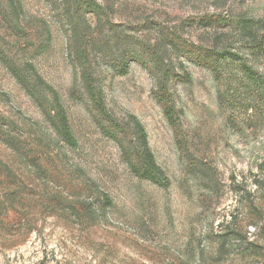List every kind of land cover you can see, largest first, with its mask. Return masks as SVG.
Returning <instances> with one entry per match:
<instances>
[{
	"label": "rangeland",
	"instance_id": "1",
	"mask_svg": "<svg viewBox=\"0 0 264 264\" xmlns=\"http://www.w3.org/2000/svg\"><path fill=\"white\" fill-rule=\"evenodd\" d=\"M263 32L264 0H0L1 55L33 63L77 139L57 136L0 57V264H264V112L219 103L224 80L182 52L230 47L264 73ZM85 68L129 141L142 123L166 188L100 131ZM165 69L176 128L154 96Z\"/></svg>",
	"mask_w": 264,
	"mask_h": 264
},
{
	"label": "trees",
	"instance_id": "2",
	"mask_svg": "<svg viewBox=\"0 0 264 264\" xmlns=\"http://www.w3.org/2000/svg\"><path fill=\"white\" fill-rule=\"evenodd\" d=\"M85 4H89L95 9H101L93 1H85ZM47 38L49 41L50 37ZM48 41L40 45L39 52L47 47ZM253 51L264 57V32L254 44ZM182 52L187 59L197 65L207 67L217 79L224 80V88L217 94L219 103L232 109L245 111L261 110L264 112V73L260 72L246 55L230 47L207 48L196 44H185ZM0 57L17 82L25 87L27 92L35 98L45 119L57 136L69 147H76L77 139L72 132L66 110L60 101L57 91L42 78L33 63L27 62L23 67H19L2 56L1 53ZM131 60L144 63V59L139 53H133ZM128 66V62L121 65L122 73L127 71ZM25 71L30 72L35 78L36 84L41 85L51 94L52 104L50 106H45L42 101L36 98ZM168 72V69H165V82L154 92V96L160 104L168 123L176 128L179 113L171 92L166 85ZM174 75L183 82L190 80L188 71L182 75ZM82 78L85 94L91 101L92 109L98 114V119L96 120L100 131L105 136L113 139L122 149L124 159L131 173L139 179L147 180L166 188L170 183L169 178L155 159L148 142L147 132L142 123L136 117H131L134 125V140L129 141L123 125L118 123L107 111L102 94L94 84V80L87 68L83 71ZM106 201L109 203V199H106Z\"/></svg>",
	"mask_w": 264,
	"mask_h": 264
}]
</instances>
